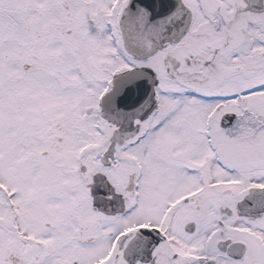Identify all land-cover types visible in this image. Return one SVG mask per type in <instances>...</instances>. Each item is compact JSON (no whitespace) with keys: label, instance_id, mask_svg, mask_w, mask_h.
I'll return each instance as SVG.
<instances>
[{"label":"snow or ice","instance_id":"6c2138e0","mask_svg":"<svg viewBox=\"0 0 264 264\" xmlns=\"http://www.w3.org/2000/svg\"><path fill=\"white\" fill-rule=\"evenodd\" d=\"M0 264H264V0H0Z\"/></svg>","mask_w":264,"mask_h":264}]
</instances>
